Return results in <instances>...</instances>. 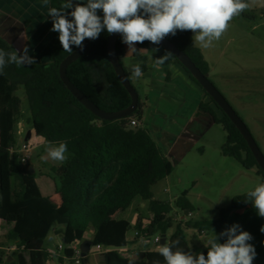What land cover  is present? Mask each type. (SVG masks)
Segmentation results:
<instances>
[{
	"label": "trees",
	"instance_id": "16d2710c",
	"mask_svg": "<svg viewBox=\"0 0 264 264\" xmlns=\"http://www.w3.org/2000/svg\"><path fill=\"white\" fill-rule=\"evenodd\" d=\"M49 2L56 8L63 3L61 0ZM67 18L72 19L70 15ZM52 33L54 48L48 63L7 64L5 68L12 69L19 79L17 82L0 73V222L13 227L6 239L8 243H15L18 250L8 263L0 250V264H48L57 260H53L46 250V242L52 235L65 249L61 253L57 248L58 252L72 260L71 248L80 244L91 231V253L97 254L98 247L109 251L101 257L103 264H146L148 256L144 254L145 259L141 260V255L130 254V248L143 240L165 237L167 241L172 230L175 232L173 239L185 244L192 254L202 252L207 257L208 241L214 234L219 237L226 229V216L252 208L250 199L247 195L235 198L227 210L220 212L217 220L199 221L195 217L186 226V231L175 227L173 217L187 219L194 216V211L187 200L188 193L173 204L154 200L152 189L167 179L170 163L144 124L145 104L140 101L137 112L125 120L109 123L95 118L72 97L59 76L61 64L79 48L73 45L72 53L64 51L59 33ZM110 36L106 29L102 31L93 40L90 50L68 69L67 77L101 111L116 114L130 108L132 101L110 65ZM164 39L188 56L210 79V67L195 47L190 30H177L175 36ZM123 45L120 38L116 50L121 62L125 56ZM137 45L133 58L145 75L148 60L142 52L156 50L159 57L167 52L146 41ZM0 50L12 52L1 40ZM168 55L167 60L177 62ZM126 74L131 82L127 71ZM206 97L210 99L207 94ZM210 102L217 109L211 99ZM25 105L36 138L43 139L48 145L49 142L67 143L69 160L52 170L56 192L51 198L42 195L31 161H25L17 153L20 148L16 143V125ZM200 111L211 115L228 136L222 156L240 164L247 172L256 170L264 183L263 173L231 121L222 112V120H217L209 106L202 105ZM132 121L139 127L131 128ZM28 167L35 171V176L28 175ZM142 202L151 204V219L146 226L141 218L136 222L134 217L111 218L115 211L138 214ZM63 220L67 221L65 230H55ZM132 230L136 232V238L130 242L128 234ZM225 240L226 237H220L218 242ZM156 258L159 264H166L162 255ZM57 262L61 263V260ZM81 264H87V261H81Z\"/></svg>",
	"mask_w": 264,
	"mask_h": 264
},
{
	"label": "crops",
	"instance_id": "0c3cea01",
	"mask_svg": "<svg viewBox=\"0 0 264 264\" xmlns=\"http://www.w3.org/2000/svg\"><path fill=\"white\" fill-rule=\"evenodd\" d=\"M79 1L82 4L87 2V0ZM246 2L251 4L253 0H246ZM50 7V2L48 5H44L42 0H0V40L12 51L22 50L24 46H28L30 48L29 55L36 58V63H48L54 48V36L51 31L52 18L48 16ZM97 14L102 17V10H97ZM258 27L259 23L255 21L254 17L248 19L242 12L228 22L227 30L211 47L205 49L194 43L210 67L209 80L211 83L238 108L249 106L256 110H264V98L258 100L256 97L258 93L264 94V64H261V59L264 60V44L255 40V34L260 31ZM191 34L194 37L192 31ZM236 43L239 44V47ZM135 47L137 48L138 45L136 44ZM123 50L125 56L122 63L127 65L128 72L132 74V85L136 89L140 101L145 104L144 124L170 163L169 174L165 180L166 185L176 168L183 165L190 156L204 157L206 148L219 150L221 158L217 160V164H221V167L227 166L229 160L222 156V148L226 145L228 136L223 128L216 124L214 118L200 111V108L202 105L209 106L219 121L223 116L211 105L210 99L191 80L185 69L178 62L170 60L158 65L157 59L160 57L156 50L143 51L142 55L148 60V72L136 77L133 74V68L136 66L133 58L134 52H128V46L125 43ZM258 54L260 57L256 59L254 56ZM235 55L242 56L247 60V63L237 62L234 60ZM222 65L226 66L223 71ZM245 98L250 99L247 105L244 103ZM260 123L262 124V121ZM260 132L263 133L261 128ZM32 135L35 139L36 150L47 148L48 144L43 139H36L34 132ZM45 158L47 160V154ZM253 173L254 175L247 177L259 179L258 174ZM178 182L179 185H182L180 178H178ZM195 183L197 182L195 181ZM196 185L193 187L195 191H197ZM55 192L56 187L52 190L48 184H45V193L42 192V195L45 198H51ZM188 194L190 197V193ZM154 200L158 201L155 197ZM168 202L173 201L170 199ZM188 202L195 211L197 205L193 201ZM222 211L224 210L221 209L219 214ZM138 219L136 218L135 222ZM226 222V228L233 224H239L244 231H248L252 235L253 239L249 243L254 245L257 253L253 264H264V233L260 231L261 226L264 225V217H260L257 210L252 207L227 215ZM147 224L148 222L144 221V225ZM2 225L0 222V227ZM92 236L93 232L91 231L79 244L82 261H87V264H103L100 256L91 253ZM51 239L53 240L49 244L50 247L46 250L53 260L55 258L57 260L48 264H77L58 252L57 248L62 244L56 236H50L46 244ZM0 245V250L4 252L7 262H11L12 255L18 251L17 246H9L6 235H0ZM177 247L185 252H191L181 242ZM58 260H61V263H58ZM136 261L137 259L134 258V262ZM146 264L159 263L156 258H148Z\"/></svg>",
	"mask_w": 264,
	"mask_h": 264
},
{
	"label": "clouds",
	"instance_id": "9594fccd",
	"mask_svg": "<svg viewBox=\"0 0 264 264\" xmlns=\"http://www.w3.org/2000/svg\"><path fill=\"white\" fill-rule=\"evenodd\" d=\"M42 3L48 5L49 0H42ZM248 7L246 0H87L86 4L77 3L75 6L71 0H64L59 8L50 7L48 16L52 18L51 31L59 33L60 44L69 53L73 52V45L83 50L86 38L95 40L105 29L109 34H121L128 52H136L135 45L146 40L159 45L165 37L175 36L177 30L192 31L194 43L206 49L214 40L220 39L229 21ZM68 9H72L70 13ZM97 10H102V17ZM29 52L28 46L10 53L0 50V73L9 63L17 66L35 64L36 58ZM168 53L157 59L158 65L164 64L169 58ZM133 74L136 77L142 75L139 65L133 68ZM67 150L64 141L58 144L49 142L47 158L64 162ZM246 195L258 215L264 217V183L257 184ZM260 231L264 233V225ZM220 237L227 239L220 243ZM252 239L241 225L233 224L219 237L214 234L208 241L207 257L202 252L194 255L178 248L179 240L165 243L158 251L166 264H253L257 253L254 245L249 243Z\"/></svg>",
	"mask_w": 264,
	"mask_h": 264
},
{
	"label": "rangeland",
	"instance_id": "374dc122",
	"mask_svg": "<svg viewBox=\"0 0 264 264\" xmlns=\"http://www.w3.org/2000/svg\"><path fill=\"white\" fill-rule=\"evenodd\" d=\"M248 4L249 7L243 12L248 19L254 17L255 21L259 23L258 29L260 31L255 34V40L261 41L262 44H264V0H253V3ZM216 41L217 40H214L213 43ZM236 45L239 47L238 43H236ZM254 57L257 59L260 57V54ZM234 60L242 64L247 63V60L238 55L234 56ZM261 64H264L263 59H261ZM123 66L128 72L127 65L124 64ZM221 67L223 71L225 70L226 66L222 65ZM2 73L8 75L14 82L19 81L12 69L4 68ZM128 75L131 79L132 74L128 72ZM218 89L221 88L218 87ZM225 97L233 106V109L242 119L244 124L247 126L248 130L252 134L254 140L256 141L257 145L264 155V110H256L254 108H250L249 106L238 108L229 100L227 96ZM256 97L258 100L260 98L262 99L264 98V94L258 93ZM249 101L250 99H244V103L246 105ZM261 121L262 124L260 123ZM260 128L263 133L260 132ZM30 132H32V127L29 120L28 110H26L25 105L16 125V143L18 148L21 149L25 145V140ZM34 137L36 136L34 135ZM46 149L44 151V149L36 150L35 148L32 153L30 162V165L33 166L37 171V181L43 193H45V184H48L52 190L55 187V180L54 175L52 174V169L59 168L69 160V155L67 153H65L67 159L64 162L53 161L50 158H47V160L42 159V157H45V155L47 154ZM219 158H221L220 151L209 148H206V154L204 157H201L199 155L190 156L183 165L175 169L174 173L169 178L168 185H166L167 182L163 181L152 189V194L158 201L169 203L168 201L170 199L175 202L176 200L181 198L182 194H184L185 191H188V193H190V197L188 196L187 200L193 201V203L197 205L194 211V216L197 217V220H217L219 217V211L221 209L227 210L231 206L235 198L245 196L244 194H247V192L252 190L257 184L263 183V180L260 177L259 179L257 177H254L253 179H249L247 177L249 175H254L253 172L257 173L256 170L247 172L242 168L240 164L231 159H228L229 163L227 166L221 167V164H217V160ZM240 174H243V176H240ZM178 178L182 180V185H179ZM195 181L197 183H195ZM195 184H197V191H195L193 188ZM199 195H202V197H199ZM173 202H170V204H172ZM137 211L138 214L135 215L132 212L126 214L115 211L111 214V218L114 220H124L127 217H134L133 219L141 218L145 222H148L151 219V204L149 202L140 203L139 210ZM66 226L67 221L63 220L56 225L55 230L63 231L65 230ZM10 232H13L12 226L3 224L2 227H0V235H6V238L11 234ZM174 234L175 232L173 230L169 233L167 238L168 244H171L174 240ZM135 235L136 232L132 230L128 234V240L130 242L134 241L136 238ZM190 236L191 235L187 236L189 240L191 239ZM52 240L53 239L49 241L50 243L48 242L46 244V248L50 247L49 244H51ZM144 241H147V243H144ZM9 246L16 245L15 243L9 242ZM161 246L162 245H154V240H143L138 244L132 246L129 252L131 255L135 254L136 257L146 254L148 258L153 259L156 258L157 255H160L158 249ZM87 248L88 246L86 247V249ZM5 263H8L7 260H5Z\"/></svg>",
	"mask_w": 264,
	"mask_h": 264
},
{
	"label": "water",
	"instance_id": "95a60500",
	"mask_svg": "<svg viewBox=\"0 0 264 264\" xmlns=\"http://www.w3.org/2000/svg\"><path fill=\"white\" fill-rule=\"evenodd\" d=\"M64 2V0H61ZM73 6L77 3H81L79 0H71ZM122 38L121 34L113 33L109 38L108 43V56L110 60V65L112 66L118 80L120 81L123 88L129 94L131 98V106L124 112L116 113V114H107L101 111L97 106H95L92 102H90L84 94H82L68 79L67 71L68 69L73 66L76 62H78L91 48L93 44V40L85 39L83 42V50L78 49L74 52L71 56H69L64 62L61 64L59 69V76L61 82L66 87L67 91L72 95V97L89 113H91L95 118L101 120L103 122H116L125 120L130 118L133 114H135L138 110V105L140 102L139 95L132 86L131 82L128 79L126 71L122 66V62L118 57L116 45L118 40ZM146 42L152 44L151 42ZM157 48L162 49L169 52L176 61L182 66L185 71L196 81L198 86L209 96V98L214 102L217 109L227 117L231 123L234 125L236 130L239 132L241 137L246 142L253 158L255 159L258 168L264 175V155L260 150L259 146L257 145L256 141L254 140L252 134L248 130L247 126L244 124L242 119L238 116L236 111L232 108L226 98L217 90V88L211 83V81L205 77L200 70L194 65V63L190 60L188 56L182 53L176 46L168 42L167 40L163 39L159 45L153 44ZM33 132H30L27 135L25 143H28L33 135ZM28 175L30 177L35 176V171L32 170L31 167L27 168ZM166 243L165 237L162 238V245ZM141 260H144L145 256H140ZM1 261V260H0Z\"/></svg>",
	"mask_w": 264,
	"mask_h": 264
},
{
	"label": "built area",
	"instance_id": "2783aa9c",
	"mask_svg": "<svg viewBox=\"0 0 264 264\" xmlns=\"http://www.w3.org/2000/svg\"><path fill=\"white\" fill-rule=\"evenodd\" d=\"M130 126H131V128L136 129L139 127V124L135 121H132ZM35 148H36L35 139L32 137V139L28 143H25V145L17 153L22 155L24 157V160L28 162V161H31L32 153L35 150ZM193 220H195V216H193V215L192 216L190 215L187 219H184V217H182V216L173 217L175 227H180L182 231H186V226L188 224H190ZM161 244H162V238L155 239L154 245H161ZM58 249L61 253H63L65 251V249L62 245H60L58 247ZM71 251L73 253L72 261H74L77 264H81L83 257H82V253L80 252V245L75 244L71 248ZM108 253H109V251H107L106 249H104L102 247H98L96 255L102 257Z\"/></svg>",
	"mask_w": 264,
	"mask_h": 264
}]
</instances>
